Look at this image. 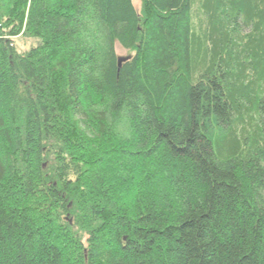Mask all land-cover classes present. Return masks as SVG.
Wrapping results in <instances>:
<instances>
[{
  "label": "trees",
  "instance_id": "trees-1",
  "mask_svg": "<svg viewBox=\"0 0 264 264\" xmlns=\"http://www.w3.org/2000/svg\"><path fill=\"white\" fill-rule=\"evenodd\" d=\"M133 1L0 0V264H264V0Z\"/></svg>",
  "mask_w": 264,
  "mask_h": 264
},
{
  "label": "rangeland",
  "instance_id": "rangeland-1",
  "mask_svg": "<svg viewBox=\"0 0 264 264\" xmlns=\"http://www.w3.org/2000/svg\"><path fill=\"white\" fill-rule=\"evenodd\" d=\"M133 5L137 11V13L141 12V4L139 0H134L133 1ZM15 40V44H16V48L18 51H22L24 49L29 48L31 41L26 40V38L21 37V33L19 35H17L16 37H14ZM118 55L122 58H125V56H127V53L122 52L118 49Z\"/></svg>",
  "mask_w": 264,
  "mask_h": 264
},
{
  "label": "water",
  "instance_id": "water-1",
  "mask_svg": "<svg viewBox=\"0 0 264 264\" xmlns=\"http://www.w3.org/2000/svg\"><path fill=\"white\" fill-rule=\"evenodd\" d=\"M124 61H125V59H118V61H117L118 67H120L121 63L124 62Z\"/></svg>",
  "mask_w": 264,
  "mask_h": 264
}]
</instances>
